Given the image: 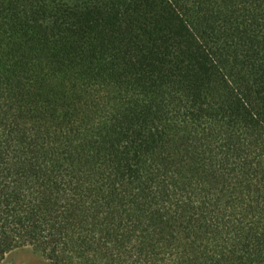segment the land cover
I'll list each match as a JSON object with an SVG mask.
<instances>
[{"label": "trees", "instance_id": "obj_1", "mask_svg": "<svg viewBox=\"0 0 264 264\" xmlns=\"http://www.w3.org/2000/svg\"><path fill=\"white\" fill-rule=\"evenodd\" d=\"M264 264V0H0V264Z\"/></svg>", "mask_w": 264, "mask_h": 264}, {"label": "rangeland", "instance_id": "obj_2", "mask_svg": "<svg viewBox=\"0 0 264 264\" xmlns=\"http://www.w3.org/2000/svg\"><path fill=\"white\" fill-rule=\"evenodd\" d=\"M9 264H50V262L34 249L23 248L11 254Z\"/></svg>", "mask_w": 264, "mask_h": 264}]
</instances>
